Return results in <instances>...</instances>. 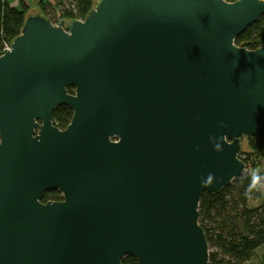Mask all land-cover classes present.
Masks as SVG:
<instances>
[{
  "label": "water",
  "instance_id": "obj_1",
  "mask_svg": "<svg viewBox=\"0 0 264 264\" xmlns=\"http://www.w3.org/2000/svg\"><path fill=\"white\" fill-rule=\"evenodd\" d=\"M93 1L0 56V264H207L200 199L264 143V44L234 45L264 0Z\"/></svg>",
  "mask_w": 264,
  "mask_h": 264
},
{
  "label": "trees",
  "instance_id": "obj_2",
  "mask_svg": "<svg viewBox=\"0 0 264 264\" xmlns=\"http://www.w3.org/2000/svg\"><path fill=\"white\" fill-rule=\"evenodd\" d=\"M38 2L39 14L56 22V15L66 21L83 20L94 8L93 0H52ZM235 2L237 0H224ZM20 8L11 7L6 0H0V52L4 44H11L22 29L27 15L31 14L29 6L19 1ZM264 44V14L234 40L237 47L255 50ZM69 93L72 88L67 89ZM72 112L67 107L53 110V125L63 130L69 124ZM248 157H260L264 154V143L254 137L247 138ZM243 151L241 150L240 155ZM247 157V158H248ZM245 164L246 159H241ZM61 193L52 190L43 195L42 201H60ZM256 203L253 205V203ZM199 226L204 232L209 258L207 264H246L256 255L258 249L264 248V191L250 174H242L216 194L204 193L198 206ZM214 248L215 251H210ZM227 258V262L224 260ZM122 264H137L127 255ZM257 264H264V253Z\"/></svg>",
  "mask_w": 264,
  "mask_h": 264
},
{
  "label": "rangeland",
  "instance_id": "obj_3",
  "mask_svg": "<svg viewBox=\"0 0 264 264\" xmlns=\"http://www.w3.org/2000/svg\"><path fill=\"white\" fill-rule=\"evenodd\" d=\"M9 5H13L14 8L19 9L20 8V4L19 1L21 0H6ZM24 2H26L27 6H29L30 8V13L31 14H35L37 12H39V6H38V2L40 0H22ZM47 1V0H42ZM48 2V1H47ZM16 3V4H14ZM50 5H54L50 4ZM57 17L55 18L56 21L58 20V15H56ZM245 144L247 146V140L245 139ZM248 153L243 152L242 155H240V159H246L247 163L245 164V170L243 172V174L247 173L250 174L257 182L259 185L260 190L263 192L264 191V154H262L260 157L254 158V156H247ZM248 157V158H247ZM256 204L255 202L253 203V205ZM209 250V249H208ZM210 251H215L214 248H211ZM264 253V248L258 249L256 251V255L255 257H253L248 263L246 264H257L258 263V259L260 258V256ZM224 260L227 262V258H224ZM230 264H236L235 261H231Z\"/></svg>",
  "mask_w": 264,
  "mask_h": 264
},
{
  "label": "built area",
  "instance_id": "obj_4",
  "mask_svg": "<svg viewBox=\"0 0 264 264\" xmlns=\"http://www.w3.org/2000/svg\"><path fill=\"white\" fill-rule=\"evenodd\" d=\"M68 21H66L65 19H61L58 17V20L55 22V23H52L54 26H58V23L60 26L64 27L65 23H67ZM10 48V44H4L3 45V48H2V51L0 52V56L3 54V50H9Z\"/></svg>",
  "mask_w": 264,
  "mask_h": 264
},
{
  "label": "crops",
  "instance_id": "obj_5",
  "mask_svg": "<svg viewBox=\"0 0 264 264\" xmlns=\"http://www.w3.org/2000/svg\"><path fill=\"white\" fill-rule=\"evenodd\" d=\"M22 1V0H21ZM49 4H53V1L52 0H47ZM24 2V1H23ZM26 4V2H24ZM16 4V3H14ZM27 5V4H26ZM11 7H13V5H10Z\"/></svg>",
  "mask_w": 264,
  "mask_h": 264
}]
</instances>
